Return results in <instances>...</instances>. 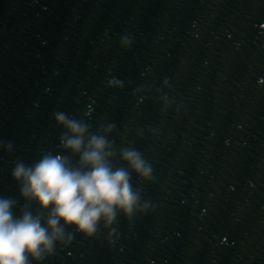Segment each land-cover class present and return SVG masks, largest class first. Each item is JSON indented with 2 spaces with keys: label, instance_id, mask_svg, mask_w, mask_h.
<instances>
[{
  "label": "water",
  "instance_id": "1",
  "mask_svg": "<svg viewBox=\"0 0 264 264\" xmlns=\"http://www.w3.org/2000/svg\"><path fill=\"white\" fill-rule=\"evenodd\" d=\"M56 111L116 124V147L152 165L155 183L132 184L154 211L43 264H264V0H0V196L16 215L17 158L78 161Z\"/></svg>",
  "mask_w": 264,
  "mask_h": 264
},
{
  "label": "clouds",
  "instance_id": "2",
  "mask_svg": "<svg viewBox=\"0 0 264 264\" xmlns=\"http://www.w3.org/2000/svg\"><path fill=\"white\" fill-rule=\"evenodd\" d=\"M120 43L129 49L133 41L123 37ZM108 86L123 88L117 81ZM164 87H169L167 80ZM161 100L166 109L168 97L161 95ZM53 118L63 129L59 147L78 161L45 151L32 164L21 158L13 162L11 177L25 203L16 215L19 202L0 196V264H43L56 256L57 245L70 246L75 233L95 239L101 227L108 230L109 244H114L117 231L113 226L121 214L131 223L137 215L154 211L132 184L133 173L144 182L155 183L152 165L135 147H116L109 139L117 130L115 123H101L93 131L83 116L56 111ZM0 150L11 155L14 143L0 139ZM117 157L121 166L113 163ZM34 204L38 205L35 213Z\"/></svg>",
  "mask_w": 264,
  "mask_h": 264
}]
</instances>
